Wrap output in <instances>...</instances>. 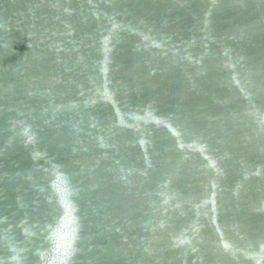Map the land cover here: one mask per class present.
Instances as JSON below:
<instances>
[{
  "label": "water",
  "instance_id": "95a60500",
  "mask_svg": "<svg viewBox=\"0 0 264 264\" xmlns=\"http://www.w3.org/2000/svg\"><path fill=\"white\" fill-rule=\"evenodd\" d=\"M0 264H264V0H0Z\"/></svg>",
  "mask_w": 264,
  "mask_h": 264
}]
</instances>
